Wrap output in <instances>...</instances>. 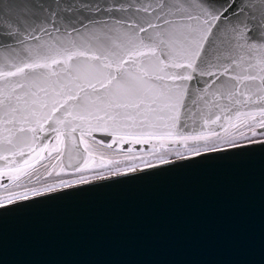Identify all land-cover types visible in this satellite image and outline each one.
Wrapping results in <instances>:
<instances>
[{"label": "snow or ice", "instance_id": "obj_1", "mask_svg": "<svg viewBox=\"0 0 264 264\" xmlns=\"http://www.w3.org/2000/svg\"><path fill=\"white\" fill-rule=\"evenodd\" d=\"M264 144V0H0V208Z\"/></svg>", "mask_w": 264, "mask_h": 264}, {"label": "water", "instance_id": "obj_2", "mask_svg": "<svg viewBox=\"0 0 264 264\" xmlns=\"http://www.w3.org/2000/svg\"><path fill=\"white\" fill-rule=\"evenodd\" d=\"M0 264H264V144L0 208Z\"/></svg>", "mask_w": 264, "mask_h": 264}]
</instances>
